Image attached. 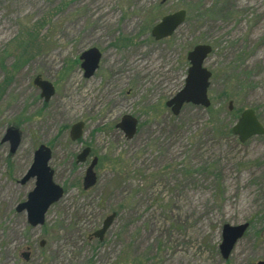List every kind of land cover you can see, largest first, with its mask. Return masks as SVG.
I'll list each match as a JSON object with an SVG mask.
<instances>
[{
	"label": "rangeland",
	"instance_id": "1",
	"mask_svg": "<svg viewBox=\"0 0 264 264\" xmlns=\"http://www.w3.org/2000/svg\"><path fill=\"white\" fill-rule=\"evenodd\" d=\"M179 10L183 25L155 41L151 28ZM197 45L212 48L210 107L174 116L165 103ZM90 48L101 58L86 79L79 56ZM37 76L54 88L48 102ZM247 109L264 128V0H0V141L9 127L21 138L14 154L0 145V264L264 262V136L231 134ZM125 115L138 121L131 140L116 127ZM40 145L64 195L31 228L15 208L34 187L18 181ZM94 158L97 182L83 190ZM244 223L223 260V226Z\"/></svg>",
	"mask_w": 264,
	"mask_h": 264
},
{
	"label": "water",
	"instance_id": "2",
	"mask_svg": "<svg viewBox=\"0 0 264 264\" xmlns=\"http://www.w3.org/2000/svg\"><path fill=\"white\" fill-rule=\"evenodd\" d=\"M164 1V0H162ZM186 12L184 10L176 11L168 14L160 19L150 31L151 37L155 41L167 39L185 22ZM212 48L209 45H197L187 53L186 59L189 63L187 74L184 80V86L175 96L169 99L165 106L170 109L174 116H177L184 105H194L202 108H209L210 101L207 95L209 88V80L211 73L204 68V62L211 54ZM101 58L100 52L95 48H90L84 51L80 56L81 68L86 79L93 76L98 69ZM33 85L37 86L41 93L40 97L48 102L54 94L52 84L36 77L33 80ZM233 108L232 102L228 104V110ZM138 122L130 115H125L117 124L126 140H131L137 130ZM84 124L78 122L71 126L69 137L71 141H77L82 136ZM231 133L236 136L240 143H245L252 137L264 136V128L259 123L255 113L251 109L244 110L237 122L231 128ZM20 132L14 127H9L5 135L0 141V145L9 143V153L14 154L20 145ZM90 153L89 148H85L77 156L76 162L83 163ZM51 159V151L49 148L40 145L33 153V160L24 174L18 181L20 185H26L29 181L34 180L33 189L27 194L26 200L18 204L15 208L16 213H25L26 222L31 228H37L45 223V216L49 208L57 203L64 195L63 189L56 185L53 181V171L48 163ZM97 159L94 158L85 171L82 188L88 190L92 188L96 182L97 177L94 172ZM116 217L115 213L107 216L102 222L99 230L93 233V237L99 241L103 240L106 231L110 228ZM248 224L244 223L235 227L224 225L222 228V241L219 246V252L223 260H227L233 251L237 242L243 237ZM264 237V234H263ZM44 242H41V246ZM25 261L28 260V253L22 254ZM256 264H264L259 261Z\"/></svg>",
	"mask_w": 264,
	"mask_h": 264
},
{
	"label": "flooded vegetation",
	"instance_id": "3",
	"mask_svg": "<svg viewBox=\"0 0 264 264\" xmlns=\"http://www.w3.org/2000/svg\"><path fill=\"white\" fill-rule=\"evenodd\" d=\"M100 62V61H99ZM99 67V66H98ZM138 122V121H137ZM248 227H249V225H248ZM247 231V230H246Z\"/></svg>",
	"mask_w": 264,
	"mask_h": 264
}]
</instances>
